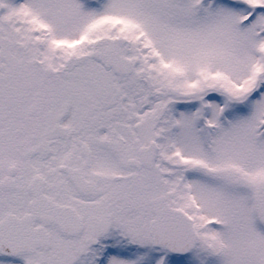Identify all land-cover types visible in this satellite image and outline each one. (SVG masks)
Instances as JSON below:
<instances>
[{"label": "snow or ice", "instance_id": "obj_1", "mask_svg": "<svg viewBox=\"0 0 264 264\" xmlns=\"http://www.w3.org/2000/svg\"><path fill=\"white\" fill-rule=\"evenodd\" d=\"M0 264H264V0H0Z\"/></svg>", "mask_w": 264, "mask_h": 264}]
</instances>
